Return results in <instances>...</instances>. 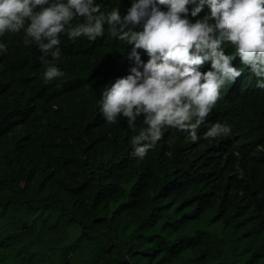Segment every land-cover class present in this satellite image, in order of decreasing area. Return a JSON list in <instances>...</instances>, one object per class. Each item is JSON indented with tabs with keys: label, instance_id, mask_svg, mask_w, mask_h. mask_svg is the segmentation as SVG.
Segmentation results:
<instances>
[{
	"label": "trees",
	"instance_id": "1",
	"mask_svg": "<svg viewBox=\"0 0 264 264\" xmlns=\"http://www.w3.org/2000/svg\"><path fill=\"white\" fill-rule=\"evenodd\" d=\"M17 34L0 36V264H264V88L248 68L196 141L165 126L140 159L143 116L109 123L99 104L129 74L124 43L59 36L47 59L64 75L45 82ZM217 122L231 134L206 138Z\"/></svg>",
	"mask_w": 264,
	"mask_h": 264
},
{
	"label": "clouds",
	"instance_id": "2",
	"mask_svg": "<svg viewBox=\"0 0 264 264\" xmlns=\"http://www.w3.org/2000/svg\"><path fill=\"white\" fill-rule=\"evenodd\" d=\"M123 1L0 0V36L18 33L24 45L37 46L47 65L45 82L64 75L47 59H59V36L95 41L108 30L123 42L129 74L106 85L99 104L109 123L123 116L134 127L143 116L146 127L131 140L132 155L140 159L162 138L165 126L196 141L216 102L244 83L248 70L264 88V0ZM7 45L0 43V56ZM230 134V126L217 122L205 137ZM254 140L264 149V137ZM242 151L221 149L222 164Z\"/></svg>",
	"mask_w": 264,
	"mask_h": 264
}]
</instances>
